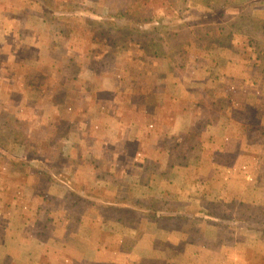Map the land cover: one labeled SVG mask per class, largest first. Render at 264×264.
I'll list each match as a JSON object with an SVG mask.
<instances>
[{"label":"rangeland","instance_id":"374dc122","mask_svg":"<svg viewBox=\"0 0 264 264\" xmlns=\"http://www.w3.org/2000/svg\"><path fill=\"white\" fill-rule=\"evenodd\" d=\"M50 185L135 264H264V0H0V227Z\"/></svg>","mask_w":264,"mask_h":264},{"label":"crops","instance_id":"0c3cea01","mask_svg":"<svg viewBox=\"0 0 264 264\" xmlns=\"http://www.w3.org/2000/svg\"><path fill=\"white\" fill-rule=\"evenodd\" d=\"M178 123L175 121V128ZM68 190L70 187L64 185L48 186L44 200L27 206L30 219L22 227L18 225L25 207H17L16 201L9 206L8 224L0 227V264H135L133 254L138 245L133 236L129 246L121 242L112 249L100 231L84 232V214L61 206ZM238 200L245 202L240 197Z\"/></svg>","mask_w":264,"mask_h":264}]
</instances>
